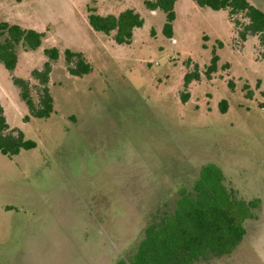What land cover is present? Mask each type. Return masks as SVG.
Listing matches in <instances>:
<instances>
[{
	"label": "rangeland",
	"instance_id": "obj_1",
	"mask_svg": "<svg viewBox=\"0 0 264 264\" xmlns=\"http://www.w3.org/2000/svg\"><path fill=\"white\" fill-rule=\"evenodd\" d=\"M145 1L155 0H0V22L44 35L35 51L18 47L13 72L29 81L34 102L31 72L47 61L44 49L59 52L48 118L29 114L0 64L6 122L35 144L0 153V264H115L132 253L148 215L173 210L207 164L259 204L242 243L206 264H264V47L256 36L242 41L226 10L193 0L175 1L168 38L164 14ZM246 1L264 12V0ZM90 8L101 16L131 9L143 25L119 45L114 32L89 26ZM233 20L240 30L248 22ZM65 50L82 53L91 72L71 76ZM194 66L199 80L185 87Z\"/></svg>",
	"mask_w": 264,
	"mask_h": 264
},
{
	"label": "trees",
	"instance_id": "obj_2",
	"mask_svg": "<svg viewBox=\"0 0 264 264\" xmlns=\"http://www.w3.org/2000/svg\"><path fill=\"white\" fill-rule=\"evenodd\" d=\"M175 1H145L147 8L158 9L164 14L162 32L168 38L173 32ZM193 1L212 11L226 10L242 41L256 36L264 47V12L246 0ZM238 14H243L248 20L241 30L238 29V22L233 20V16ZM87 20L96 32L104 35L114 32L113 40L119 45L129 44L133 30L143 25V19L131 9L117 16H101L90 8ZM43 37V33L33 29L0 22V64L10 73L12 83L29 114L39 119L48 118L53 111V100L47 84L51 62L59 57L58 50L54 47L44 49L47 61L40 70L31 72V77L39 84L37 102L30 95L29 81L15 77L13 72L18 61V47L24 51H35L41 46ZM63 54L67 72L71 76L79 77L91 72L82 53L65 50ZM217 60L214 55L205 69L204 74L208 79L216 70ZM194 80H199L197 66H194V72L185 74V87ZM181 100L185 103L188 94L184 93ZM34 147V142L26 140L21 131L8 126L0 104V153L13 157L22 150ZM178 193L173 210L157 209L148 215L142 237L132 253L127 258H119L115 264H206L229 256L244 240L246 223L254 218L253 209L259 204L257 199L245 201L240 198L233 188L226 185L221 170L212 164L202 166L198 179L191 187L181 188Z\"/></svg>",
	"mask_w": 264,
	"mask_h": 264
}]
</instances>
